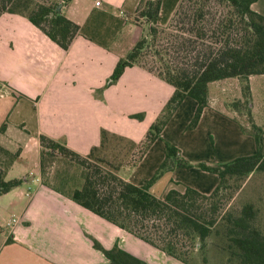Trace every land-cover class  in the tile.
Listing matches in <instances>:
<instances>
[{"label":"crops","instance_id":"obj_1","mask_svg":"<svg viewBox=\"0 0 264 264\" xmlns=\"http://www.w3.org/2000/svg\"><path fill=\"white\" fill-rule=\"evenodd\" d=\"M139 1L63 4L62 11L80 24L68 49L26 15L0 14V145L19 150L6 178L24 179L0 194V264H110L96 241L105 248L118 243L145 260L166 254L48 184L41 169V133L82 153L100 143L102 128L139 141L172 95L173 84L138 64L128 65L116 82L99 91L145 32V26L132 20ZM179 2L162 0L159 24L170 22ZM252 7L264 14V0H255ZM263 75H250L252 98L254 80ZM239 98L238 76L210 81L208 102L197 124L190 126L198 101L187 95L126 178L145 184L161 168L151 185L158 196L187 186L210 193L220 175L199 163L216 165L257 150L246 129L249 122L232 105ZM137 112H144L143 117L132 115ZM166 141L191 164L169 160L162 168ZM14 215L18 221L8 224Z\"/></svg>","mask_w":264,"mask_h":264},{"label":"trees","instance_id":"obj_2","mask_svg":"<svg viewBox=\"0 0 264 264\" xmlns=\"http://www.w3.org/2000/svg\"><path fill=\"white\" fill-rule=\"evenodd\" d=\"M70 0H0V14L17 12L26 15L62 47L68 49L80 30V24L57 5ZM218 1V2H217ZM219 1L225 4L222 7ZM255 0H180L170 22L158 23L162 0H140L135 10L147 24V30L133 47L122 56L105 86L118 80L128 65L138 64L174 85L175 89L163 109L149 126L144 151L160 135L165 124L187 96H193L198 106L190 126H195L208 102L210 81L230 76L241 80L243 98L235 99L237 109L247 108L249 127L257 142L254 153L240 155L216 165L199 163L204 169L220 175L216 187L205 193L187 186L184 190L170 188L158 196L151 185L161 168L145 184L122 176L105 159L95 155L94 145L87 154L71 148L65 142L46 133L40 134L41 166L48 150H59L83 167V183L71 191L48 184L99 215L118 224L152 245L177 258L189 261L196 248L205 249L209 237L221 221L229 244L235 249L240 263L264 264V231L256 223L258 209L254 202L245 203L239 214L223 211L221 202L231 180L246 179L252 172L264 170V129L252 112L250 75L264 73V14L252 7ZM52 11H54L52 13ZM142 118L143 113H133ZM109 130L102 129L101 145ZM166 158L178 164L190 165L180 158L178 148L166 141ZM0 152L10 154L0 170V194L23 182V178H6L5 173L19 150L12 152L0 145ZM42 172L45 175L43 168ZM218 226V227H217ZM104 250L112 264H150L147 260L115 244Z\"/></svg>","mask_w":264,"mask_h":264},{"label":"rangeland","instance_id":"obj_3","mask_svg":"<svg viewBox=\"0 0 264 264\" xmlns=\"http://www.w3.org/2000/svg\"><path fill=\"white\" fill-rule=\"evenodd\" d=\"M219 3L225 8L223 2L219 1ZM132 20L136 23L142 24V26H145V31L147 30V24L142 18H137L135 13L132 16ZM254 84L255 94L252 98L254 103L252 112L253 116L256 117V122H258L264 129V75L259 76L258 79L254 80ZM104 87L105 85L102 88H99V91H102ZM210 89L213 93H217V91L214 90V84H211ZM246 111L247 108L244 105L243 109L239 110V117L242 121L247 123L248 116ZM142 113L144 115V112ZM107 130H109L110 133L105 143L101 145L100 141V143L95 144L99 146L95 150V155L104 158L105 164L109 166L112 164L122 176L128 178V174L147 151H144L145 136L141 140L135 141L121 133L110 129ZM57 139L65 142L60 138ZM9 158L10 154L0 152V170L5 167V162ZM41 168L45 170L44 177L46 180L64 188L66 191H71L73 187L81 185L84 180L83 167L59 150H48L44 155ZM221 202L223 205L222 210L230 211L234 215L239 214L245 203L254 202L258 209L256 223L264 231V170L257 169L244 180H231V183L225 188L224 197H222ZM224 223L226 222L221 221V224H218V230L214 231L209 237L205 249L196 248L191 253L188 262L166 252V254H162V257L153 256V258H150V260L147 261L150 264H172L171 262L174 260L178 261L179 264H247L239 262V256L235 252V249L237 248L229 244L231 240L224 233V230H221L223 226L222 224ZM110 264L112 263L110 262Z\"/></svg>","mask_w":264,"mask_h":264},{"label":"built area","instance_id":"obj_4","mask_svg":"<svg viewBox=\"0 0 264 264\" xmlns=\"http://www.w3.org/2000/svg\"><path fill=\"white\" fill-rule=\"evenodd\" d=\"M96 4H100L102 2V0H95ZM2 94V93H1ZM3 95V94H2ZM19 217L14 215L12 216L9 221H8V224H15L17 221H18Z\"/></svg>","mask_w":264,"mask_h":264},{"label":"water","instance_id":"obj_5","mask_svg":"<svg viewBox=\"0 0 264 264\" xmlns=\"http://www.w3.org/2000/svg\"><path fill=\"white\" fill-rule=\"evenodd\" d=\"M62 6H63V3L62 2H60L58 5H57V10L58 11H62ZM54 11H52V13H53Z\"/></svg>","mask_w":264,"mask_h":264}]
</instances>
